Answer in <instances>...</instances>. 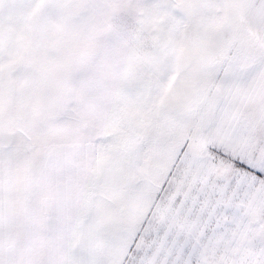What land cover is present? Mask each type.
<instances>
[{
    "label": "snow or ice",
    "instance_id": "obj_1",
    "mask_svg": "<svg viewBox=\"0 0 264 264\" xmlns=\"http://www.w3.org/2000/svg\"><path fill=\"white\" fill-rule=\"evenodd\" d=\"M0 264H264V0H0Z\"/></svg>",
    "mask_w": 264,
    "mask_h": 264
}]
</instances>
